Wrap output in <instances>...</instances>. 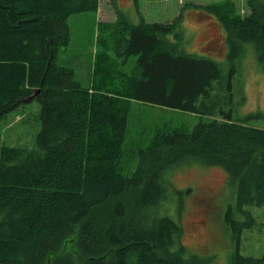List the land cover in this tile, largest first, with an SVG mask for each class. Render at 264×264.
<instances>
[{
	"label": "trees",
	"instance_id": "obj_1",
	"mask_svg": "<svg viewBox=\"0 0 264 264\" xmlns=\"http://www.w3.org/2000/svg\"><path fill=\"white\" fill-rule=\"evenodd\" d=\"M240 2H188L226 30V70L184 49L183 10L138 23L119 11L101 22L107 62L84 86L56 57L70 41L71 13L97 11L100 0H0V124L23 103H41L33 146L0 143V264H207L189 253L181 221L161 210L166 174L184 162L228 172L236 204L225 222L240 241L255 223L245 207L264 205V128L250 122L264 114L240 112L246 97L235 76L248 42L264 64V0H245L243 14ZM134 101L210 119L158 131L129 151ZM232 264H264V254L238 249Z\"/></svg>",
	"mask_w": 264,
	"mask_h": 264
},
{
	"label": "rangeland",
	"instance_id": "obj_2",
	"mask_svg": "<svg viewBox=\"0 0 264 264\" xmlns=\"http://www.w3.org/2000/svg\"><path fill=\"white\" fill-rule=\"evenodd\" d=\"M208 1L138 0L136 5V0H100L97 11L71 13L68 18L70 41L60 49L56 62L74 68L75 78L82 85L90 86L101 76L97 74V66L107 62L108 50L101 22L117 20L119 11L123 21L138 23L146 18L151 22L155 19L153 12L180 10L184 5L190 7L188 2L203 5ZM239 5L242 14L248 12L245 0ZM181 31L183 38H178L186 51L208 55L225 70L228 68L229 45L222 24H184ZM170 37L176 38L171 34ZM244 45L245 51L238 59L235 76V85L242 87L241 92L246 97L239 109L242 114H264V64L257 57L255 44L248 42ZM40 105L38 99L25 102L2 120L0 143L33 146L41 128ZM209 119L207 115L191 111L134 101L125 148L131 151L147 147L158 131L181 127L184 130L192 129L201 120ZM250 122L264 128L263 116L254 117ZM165 180L171 187L170 197L163 202L165 205L161 210L181 221L184 228L182 240L190 254L205 258L207 264H232L238 249L246 256L260 257L264 254V205L250 204L245 207L253 214L255 223L251 228H244L240 241L232 227L225 222L227 208L236 203L228 172L223 167L184 162L171 169ZM240 219L244 220L245 217ZM68 249L70 244L67 248L70 251Z\"/></svg>",
	"mask_w": 264,
	"mask_h": 264
},
{
	"label": "crops",
	"instance_id": "obj_3",
	"mask_svg": "<svg viewBox=\"0 0 264 264\" xmlns=\"http://www.w3.org/2000/svg\"><path fill=\"white\" fill-rule=\"evenodd\" d=\"M183 10L185 20L184 24L188 25L191 23V25H198V24H208L211 26H220V21L213 15L208 14L206 11H204L202 8H196V7H180V10H172L167 9L163 10V12H153L154 14V21H171L174 17L179 15V13ZM157 13V14H156ZM145 18V17H144ZM164 20H163V19ZM146 19V18H145ZM147 20V19H146ZM137 23V22H135Z\"/></svg>",
	"mask_w": 264,
	"mask_h": 264
},
{
	"label": "water",
	"instance_id": "obj_4",
	"mask_svg": "<svg viewBox=\"0 0 264 264\" xmlns=\"http://www.w3.org/2000/svg\"><path fill=\"white\" fill-rule=\"evenodd\" d=\"M37 94V93H36ZM33 98V96H31V97H29L28 99L30 100V99H32Z\"/></svg>",
	"mask_w": 264,
	"mask_h": 264
}]
</instances>
